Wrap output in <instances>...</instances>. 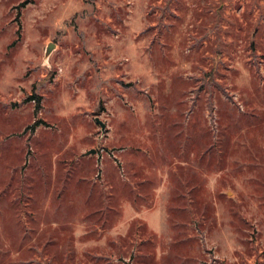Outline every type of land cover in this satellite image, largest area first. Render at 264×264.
<instances>
[{
    "label": "rangeland",
    "instance_id": "374dc122",
    "mask_svg": "<svg viewBox=\"0 0 264 264\" xmlns=\"http://www.w3.org/2000/svg\"><path fill=\"white\" fill-rule=\"evenodd\" d=\"M0 264H264V0H0Z\"/></svg>",
    "mask_w": 264,
    "mask_h": 264
},
{
    "label": "water",
    "instance_id": "95a60500",
    "mask_svg": "<svg viewBox=\"0 0 264 264\" xmlns=\"http://www.w3.org/2000/svg\"><path fill=\"white\" fill-rule=\"evenodd\" d=\"M96 121H98L99 122V119L98 118H96ZM94 152V150L92 149V150H88L87 152H86V154H90V153H93Z\"/></svg>",
    "mask_w": 264,
    "mask_h": 264
},
{
    "label": "trees",
    "instance_id": "16d2710c",
    "mask_svg": "<svg viewBox=\"0 0 264 264\" xmlns=\"http://www.w3.org/2000/svg\"><path fill=\"white\" fill-rule=\"evenodd\" d=\"M39 100H40V96L37 97V101H38V102H39ZM38 104H39V103H38ZM38 106H39V105L36 106L35 110H37V109L39 108Z\"/></svg>",
    "mask_w": 264,
    "mask_h": 264
}]
</instances>
